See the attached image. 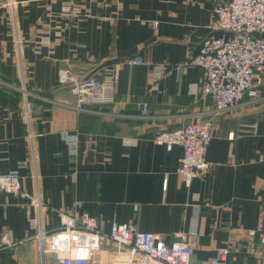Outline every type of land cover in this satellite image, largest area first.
Returning <instances> with one entry per match:
<instances>
[{"label":"crops","instance_id":"crops-1","mask_svg":"<svg viewBox=\"0 0 264 264\" xmlns=\"http://www.w3.org/2000/svg\"><path fill=\"white\" fill-rule=\"evenodd\" d=\"M221 1L0 0V172L39 195L47 232L61 228L58 210L93 217L104 233L115 221L188 243L196 264L220 248L223 264H264V79L262 100L213 113L203 70L187 63L221 35L213 27ZM134 54L143 64L119 65L113 102L72 107L60 69L83 79ZM188 122H210L212 139L206 174L186 184L176 173L181 149L168 152L153 136ZM35 214L24 196L0 192V264H41Z\"/></svg>","mask_w":264,"mask_h":264},{"label":"built area","instance_id":"built-area-1","mask_svg":"<svg viewBox=\"0 0 264 264\" xmlns=\"http://www.w3.org/2000/svg\"><path fill=\"white\" fill-rule=\"evenodd\" d=\"M10 7L13 12L12 3ZM213 13V27L221 35L204 39L197 54L187 63L203 70L201 91L212 98V112L220 113L262 100L257 87L264 79V0H222L214 6ZM120 64L133 67L143 64V59L140 54H134L113 64L104 73L83 79H77L70 69L62 68L58 71V83L71 92L75 110H91L113 102ZM154 71L160 74L162 67L155 65ZM21 90L27 114V92ZM189 90L196 93L198 86L192 84ZM137 109L142 116L148 113L145 103L137 104ZM211 139L210 122H188L173 131L158 130L153 136L154 143L168 152L174 147L181 149L176 173L186 184L206 174L205 153ZM0 192L24 196L36 209L35 216L29 217L28 222L35 231L32 238L39 244L41 264H46L45 256H49L52 264H196L191 260L188 243L167 244L160 234L137 232L130 224L115 221L111 222L109 232L104 233L96 219L85 214L70 215L57 210L61 228L49 233L41 225L43 201L38 194L22 191L20 178L15 174L0 172ZM257 236L264 252V218ZM103 253H107L108 258L102 259ZM227 253L226 248H220L216 258L201 264H223Z\"/></svg>","mask_w":264,"mask_h":264},{"label":"rangeland","instance_id":"rangeland-1","mask_svg":"<svg viewBox=\"0 0 264 264\" xmlns=\"http://www.w3.org/2000/svg\"><path fill=\"white\" fill-rule=\"evenodd\" d=\"M22 91V90H21ZM101 257H102V255H101ZM106 258H108L107 256H106ZM102 259H105V258H102Z\"/></svg>","mask_w":264,"mask_h":264}]
</instances>
